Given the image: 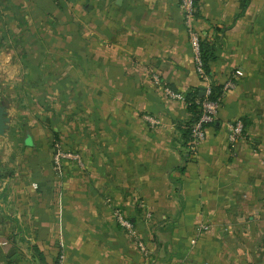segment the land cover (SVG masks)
<instances>
[{
	"label": "crops",
	"instance_id": "0c3cea01",
	"mask_svg": "<svg viewBox=\"0 0 264 264\" xmlns=\"http://www.w3.org/2000/svg\"><path fill=\"white\" fill-rule=\"evenodd\" d=\"M240 2L194 0L221 95L192 155L179 0H0V264H264V0Z\"/></svg>",
	"mask_w": 264,
	"mask_h": 264
},
{
	"label": "built area",
	"instance_id": "2783aa9c",
	"mask_svg": "<svg viewBox=\"0 0 264 264\" xmlns=\"http://www.w3.org/2000/svg\"><path fill=\"white\" fill-rule=\"evenodd\" d=\"M180 8L183 13V21L186 27V31L189 37V45L192 52V59L194 70L201 81L203 86L204 94L202 97L196 99V103L200 106V114L197 120H195L189 128V137L187 143L188 153L194 155L197 151L198 146L205 139V128L207 125L212 124L217 115L219 102L217 100H210L209 97L212 93V82L209 75L205 72L204 62L200 50V35L198 31L193 27V16H194V0H179ZM154 80L158 81V76L154 75ZM235 85L233 79H228L223 89H231ZM164 94L173 100L181 101L186 104V94L175 91L169 87L163 88ZM145 120L151 125H157L160 121L150 115H146ZM227 139L230 143H235L239 140L244 139V126L240 119L227 123ZM74 159L77 163L82 166V160L78 153L69 151H60L54 155V162L58 165L60 159ZM114 219L116 222L129 234L136 242L137 247L143 254L147 253L142 240L136 232L133 223L125 217L118 210L113 212ZM208 229L206 223H199L196 226V234ZM65 255L60 251L57 255V264H64Z\"/></svg>",
	"mask_w": 264,
	"mask_h": 264
},
{
	"label": "trees",
	"instance_id": "16d2710c",
	"mask_svg": "<svg viewBox=\"0 0 264 264\" xmlns=\"http://www.w3.org/2000/svg\"><path fill=\"white\" fill-rule=\"evenodd\" d=\"M248 4V0H241L240 2V9L243 10ZM200 50H201V55H202V59L204 62V67H205V72L207 74H209L208 72V61L209 58H213V55L210 54V51H208V49L204 48V46H202L201 42H200ZM221 95L220 92V87L219 86H214L212 84V93L209 97L210 100H217L219 102V97ZM198 97L194 94V95H188L186 94V106L188 107V109L193 113V120L191 121L189 127H188V133H187V140H186V146L188 143V137H189V128L191 126V124L198 119L199 114H200V106L199 104L196 103V99ZM244 126V125H243Z\"/></svg>",
	"mask_w": 264,
	"mask_h": 264
},
{
	"label": "water",
	"instance_id": "95a60500",
	"mask_svg": "<svg viewBox=\"0 0 264 264\" xmlns=\"http://www.w3.org/2000/svg\"><path fill=\"white\" fill-rule=\"evenodd\" d=\"M203 86L198 89V97H202L204 94ZM9 117L6 111V104L0 102V135L4 134V131L8 128Z\"/></svg>",
	"mask_w": 264,
	"mask_h": 264
},
{
	"label": "rangeland",
	"instance_id": "374dc122",
	"mask_svg": "<svg viewBox=\"0 0 264 264\" xmlns=\"http://www.w3.org/2000/svg\"><path fill=\"white\" fill-rule=\"evenodd\" d=\"M3 74V73H2Z\"/></svg>",
	"mask_w": 264,
	"mask_h": 264
}]
</instances>
